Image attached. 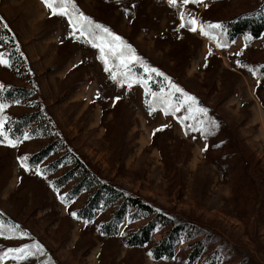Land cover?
Returning <instances> with one entry per match:
<instances>
[{"label":"rangeland","instance_id":"rangeland-1","mask_svg":"<svg viewBox=\"0 0 264 264\" xmlns=\"http://www.w3.org/2000/svg\"><path fill=\"white\" fill-rule=\"evenodd\" d=\"M259 1L173 7L168 0H74L208 110L184 120L186 106L165 115L158 101L149 114L153 98L144 86L115 83L98 49L71 38L67 18L51 15L42 0H0L14 42L0 38L9 60L0 64V92L18 91L17 99H0V120L20 125L34 116L24 118L19 136H8L19 141L16 147L0 136V253L43 248L0 264H264V31L247 47L249 35L224 37L227 24L246 21ZM181 10L223 25L222 34L213 31L226 47L179 28ZM129 70L158 95L170 91L140 63ZM179 100L177 93L173 102ZM98 182L188 222L196 235L166 243L170 251L159 258L155 247L168 227L152 231L143 246H127L156 215L129 206L120 212L122 199L113 200Z\"/></svg>","mask_w":264,"mask_h":264},{"label":"snow or ice","instance_id":"snow-or-ice-1","mask_svg":"<svg viewBox=\"0 0 264 264\" xmlns=\"http://www.w3.org/2000/svg\"><path fill=\"white\" fill-rule=\"evenodd\" d=\"M202 2L203 0H179L178 4V0H168L169 5L173 7H183L189 3L199 4ZM42 3L50 10L51 15H58L67 18L68 25L71 28V38L78 40L82 39L84 42L90 44L91 47L98 49L99 59L104 64V70L110 73V78L115 83L119 84L121 87L127 84L129 89L133 87L134 83L142 84L144 86L145 94L151 95L153 98V103H149V114L156 111L155 102L158 101L162 105V110L165 115L179 112L181 108H184L185 106L189 115L185 116L184 120L195 118V114L207 115L208 110L198 106V101L195 96L185 92L181 87L173 83L163 72L143 64L141 58L136 55V50L130 44H128L121 36L112 32L108 27L100 23H96L92 18L81 12L74 0H42ZM179 19V28L183 29L187 27L191 32H197L199 30L201 35L215 41L218 48L226 47V44L221 42L220 35L213 31L221 30L222 34L223 25L219 23L205 24L198 21L194 15L185 12L184 10L179 11ZM250 39H252L250 36L245 37V47H247V42ZM211 54V50H209L208 55ZM240 54L241 53H236V55ZM116 61H118V63H115ZM133 63H140L144 68V72L149 76L154 73L156 76L163 77L167 82V87L170 91L165 93L164 90L161 89L159 95L156 92L151 91L148 88L147 80L135 76L129 70V66ZM0 64L9 66V60L4 57L3 53H0ZM177 93L180 95V100L178 102H173V97H175ZM116 99L118 100L119 97ZM3 109L4 105L0 104V111H3ZM200 123L202 124L203 122L200 121ZM3 129L4 122L0 120V136L4 137L8 146L16 147L19 141L9 139ZM159 130L162 129H157V131ZM193 130L203 131L204 129L202 127L197 129L196 126H193ZM28 138L27 134H25L24 139ZM27 161V156L20 158L21 166L24 167L25 170H28ZM37 174H40L39 170H37ZM61 199L63 202V198ZM71 215L76 217L77 214L72 212ZM16 227L17 226H13L9 229V232H15ZM4 231V225L0 224V236L4 235ZM21 235L24 234L21 233ZM6 238L12 239L14 237L9 235ZM32 247H34L37 252L43 251L42 246L39 244H35ZM32 247L24 246L18 248H8L6 251L0 253V261L8 257L13 260L26 259L28 256L34 255Z\"/></svg>","mask_w":264,"mask_h":264},{"label":"trees","instance_id":"trees-1","mask_svg":"<svg viewBox=\"0 0 264 264\" xmlns=\"http://www.w3.org/2000/svg\"><path fill=\"white\" fill-rule=\"evenodd\" d=\"M263 10H264V0H260L255 8H253L252 10L246 13L248 15V19L246 21L240 24L229 22L224 30L225 41L231 42L238 35H242V36L249 35L252 39H257L264 31V13L262 12ZM0 38L3 39L4 43L14 44L12 39L13 37L10 31L6 28V26L3 24L1 19H0ZM16 92L18 91L13 89H9L8 91H3V93L0 92V97L2 96L0 98L2 100V103L6 102L5 99L11 101L17 99ZM157 103L158 106L161 105L159 102ZM33 117L34 116L31 115L21 118L22 121L20 122V125L18 123H14L13 125L4 124V131L6 132L7 136L14 139V136L20 135V132L17 129H19V127H23V125H25L28 122L27 119L24 118H31V122H32ZM44 121L47 123V120ZM75 163L77 164V166L79 165V160L77 158L75 159ZM81 166L82 165H80V168ZM82 167L86 171H88L85 168V166ZM98 184L100 188H102L101 190L105 191L109 196L113 195L115 197V199L113 200H118L119 198L122 199L123 203L121 204L122 208L120 212H123L126 206H129L130 208L137 209L138 211L142 212V214H145L147 216H151L154 214L156 215V218L154 220L156 223H153L152 220L145 227H143V229L140 231L141 232L140 235L138 234L131 235V237L128 238L126 241L127 246L129 247L143 246L144 244L150 241L149 234H151L152 231H161L160 229L162 226L168 227V232H166L167 235L165 241L158 243L157 246L155 247V251H154L156 255L155 258H159L162 257L161 255L167 254L170 251V246H168L166 243L170 241L174 242L175 240H178L180 237H185V239L190 238L192 236V233H195L192 230V226L188 222L181 220L178 221L171 217L165 216L164 214H160V213L156 214L151 206L145 204L139 198L125 194L123 191L120 190L119 192H117L114 188L106 184H101L100 182H98ZM97 194L98 191H96L95 197L97 196ZM157 218L160 221L159 224L157 223ZM0 220H2L3 222L5 221L4 216H2V214H0ZM197 231L199 232V230ZM194 235H196V233ZM199 257H200L199 254H197V256H195V259Z\"/></svg>","mask_w":264,"mask_h":264}]
</instances>
